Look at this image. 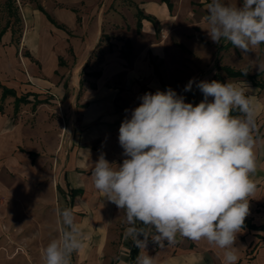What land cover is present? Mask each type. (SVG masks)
Segmentation results:
<instances>
[{
    "label": "crops",
    "instance_id": "obj_1",
    "mask_svg": "<svg viewBox=\"0 0 264 264\" xmlns=\"http://www.w3.org/2000/svg\"><path fill=\"white\" fill-rule=\"evenodd\" d=\"M75 6V1L61 0L57 5L22 4L19 43L0 44V197L9 198L13 191L6 180L17 182L23 175L34 178L37 166L46 165L64 197L62 209L71 208L86 235L84 247L73 253L72 264H136L140 249L125 235L124 210L95 188L91 163L103 153L110 163L122 164L119 128L146 92L171 87L186 102L200 103L204 97L195 85L192 91L183 89L193 78L213 81V49L209 45L197 51L202 52L197 60L184 44L187 52L170 43L172 30L163 25L174 18L172 0L141 2L142 17H153L155 24L141 18L128 31H115L124 41L103 42L107 20L102 12L77 13ZM198 26L210 39L206 18ZM226 42L222 39L219 46ZM157 63L161 65L155 67ZM167 68L170 78L165 80ZM242 69L233 72L245 73ZM232 81L254 96L258 111L257 168L251 177L257 190L249 197L245 219L249 226L237 234L234 245L237 264H264V86L244 78ZM247 85L253 92L247 93ZM164 243L161 248L148 241L146 251L155 257V264H224L223 250L206 240L177 235L174 244Z\"/></svg>",
    "mask_w": 264,
    "mask_h": 264
},
{
    "label": "clouds",
    "instance_id": "obj_2",
    "mask_svg": "<svg viewBox=\"0 0 264 264\" xmlns=\"http://www.w3.org/2000/svg\"><path fill=\"white\" fill-rule=\"evenodd\" d=\"M206 22L213 42L226 40L246 54L264 43V0H211ZM255 66L264 71V61ZM194 85L204 97L196 105L171 87L146 92L120 125L122 164L103 153L91 163L95 188L124 210L125 235L140 249L136 264H155L146 251L149 239L163 248L177 235L222 249L224 264L239 259L234 245L257 190L251 178L257 168L255 98L235 81L193 78L183 91ZM57 215L59 235L41 257L44 264H71L86 235L71 208H58Z\"/></svg>",
    "mask_w": 264,
    "mask_h": 264
},
{
    "label": "rangeland",
    "instance_id": "obj_3",
    "mask_svg": "<svg viewBox=\"0 0 264 264\" xmlns=\"http://www.w3.org/2000/svg\"><path fill=\"white\" fill-rule=\"evenodd\" d=\"M61 1L66 3L75 1L76 6L73 10L77 13H82L83 10L91 15L93 11H101L107 20L103 25L102 41L107 42L110 38L124 41L123 37H116L114 32L124 31V29L128 31L131 25L134 26V22H139L143 15L139 7L141 2L160 0ZM28 2L32 5L42 3L57 5L58 0H0V32L6 29L0 39V44L4 43L3 46L19 43L23 30L21 6ZM172 2L170 13L174 18L163 25L172 30L170 34L168 33V40L172 45L181 47L187 52V49L182 46L184 44L193 53L191 55L194 57L197 55V60L199 56H202V52L199 54L197 51L200 52L211 45L214 57L212 64L209 62L208 65L211 64L210 71L216 74L213 80L219 82L222 80L226 83L232 81L235 77L229 76V71L244 67L242 70L247 72V75H255L254 81L264 86V71H259L255 66L256 63L264 61V43L246 54L228 41L224 46H219L213 41L212 43L198 26V23L206 18L207 10L204 6L211 0H172ZM230 2L235 4L237 0H230ZM158 29L156 26L157 31ZM124 46L127 48L129 44L126 42ZM153 62L156 63L154 60ZM200 62L201 67L204 61ZM160 65L161 63H157L155 67ZM167 69L163 77L165 80L170 78L169 68ZM237 79L242 78L237 77ZM37 171V176L34 178L23 175V180L17 179V182L12 179L8 182L6 180L7 187L12 186L13 194L10 193L9 198L0 197V264H44L41 257L42 250L59 235L57 209H62L65 205L64 197L49 167L38 165ZM71 261H73V254Z\"/></svg>",
    "mask_w": 264,
    "mask_h": 264
},
{
    "label": "trees",
    "instance_id": "obj_4",
    "mask_svg": "<svg viewBox=\"0 0 264 264\" xmlns=\"http://www.w3.org/2000/svg\"><path fill=\"white\" fill-rule=\"evenodd\" d=\"M161 1L167 3V0H161ZM167 5H168V4H167ZM39 9H40V8H39ZM40 11H42V9H40ZM142 18H143V19H146V20H149L151 23L155 24V21H154L153 17H151V16H146V15H144ZM137 27H139V24H137ZM5 31H6V29H5V30H2V31L0 32V39H1V37L3 36V34L5 33ZM229 72H230L229 76H231V77H235V78H237V77L244 78L245 81H249V82L255 84L256 86H261L260 84H258L257 82L254 81V77H256L255 75H247V74L245 75L244 72H238V71H236V72L229 71ZM70 193H71V196H73V194L75 193V191L70 192ZM244 226H249V224H247V225L244 224Z\"/></svg>",
    "mask_w": 264,
    "mask_h": 264
}]
</instances>
